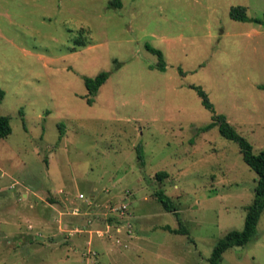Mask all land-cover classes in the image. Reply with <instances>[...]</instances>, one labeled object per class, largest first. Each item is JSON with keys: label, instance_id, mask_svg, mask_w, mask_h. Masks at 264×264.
Returning a JSON list of instances; mask_svg holds the SVG:
<instances>
[{"label": "rangeland", "instance_id": "1", "mask_svg": "<svg viewBox=\"0 0 264 264\" xmlns=\"http://www.w3.org/2000/svg\"><path fill=\"white\" fill-rule=\"evenodd\" d=\"M120 2L0 0V264H208L243 227L256 175L201 127L222 114L264 149V0ZM101 71L87 104L82 77ZM218 264H264V209Z\"/></svg>", "mask_w": 264, "mask_h": 264}, {"label": "trees", "instance_id": "2", "mask_svg": "<svg viewBox=\"0 0 264 264\" xmlns=\"http://www.w3.org/2000/svg\"><path fill=\"white\" fill-rule=\"evenodd\" d=\"M108 6L119 9L121 7L120 0H108ZM229 17L238 21H253L261 23L258 18H249L246 15L245 7L234 6L229 10ZM78 45H83L82 40H75ZM144 48L150 53L157 56V66L163 68V62L161 60V52L158 49L151 47L148 44H144ZM108 76L105 71L98 72L93 77L83 76V85L86 89V103L91 104L93 96L98 88L104 83ZM197 95L201 99V104L213 112L211 104L208 102L204 92L197 86H192ZM258 88L264 90V84L258 85ZM2 97V91L0 90V99ZM216 126L220 136L227 140L234 142L237 146L238 152L245 165L254 172L256 175V181L253 188V196L249 205L245 207V214L243 218V227L241 230H230L226 232L221 238H219L213 245L210 255L208 257V264H218L221 255L227 249L231 247H238L244 245L253 236L258 218L264 209V149L258 153H253L251 145L247 140L239 135L234 128L226 121L222 114H213L211 121L201 127L202 130H208L209 128ZM10 133V125L8 117L0 115V139L6 137ZM167 176L164 171L155 173L154 177L158 181H162ZM154 198L161 205V207L167 211L177 214V208L175 203L169 196L159 189L153 192ZM163 229L168 230L171 233L187 235V230L182 224H179L178 228H169L164 226Z\"/></svg>", "mask_w": 264, "mask_h": 264}]
</instances>
